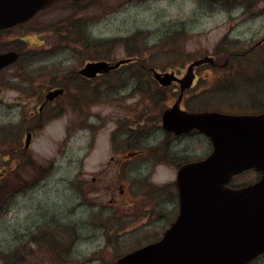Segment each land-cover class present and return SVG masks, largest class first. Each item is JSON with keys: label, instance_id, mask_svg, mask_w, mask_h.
<instances>
[{"label": "rangeland", "instance_id": "obj_1", "mask_svg": "<svg viewBox=\"0 0 264 264\" xmlns=\"http://www.w3.org/2000/svg\"><path fill=\"white\" fill-rule=\"evenodd\" d=\"M85 1L83 8H75L72 1L60 0L26 24L43 34V60L39 55L32 56L28 61L35 58L33 61H25L27 69L31 72L41 67L43 79L39 82L43 91L64 87L66 95L46 111L43 136L36 142V146H43V172L48 175L43 190L32 189L29 200L4 210L0 216V264H11L10 258L12 264H114L116 258L159 239L176 213L175 162L163 166L132 157L122 168L116 164L129 151H141L160 136L155 131L147 141L126 140L123 146L118 145L112 138L114 125L105 122L114 113L120 115L136 107L139 98L130 94L132 89L140 88L136 86L140 81L131 77L133 65H124L84 85L85 80L76 72L86 62L137 57L145 67L159 71L181 69L191 60L218 50L224 57L234 50L243 53L264 36V0H222L216 5L210 0ZM30 31L24 28L3 34L0 52L16 44L24 50L32 48L26 39ZM18 39L24 41L19 44ZM236 41L243 44L237 46ZM248 58L245 63L255 73L249 78L237 80L225 73L197 82L196 88L207 90L203 99L208 106L235 109L229 104H238L236 109H244L247 102L254 103L256 91L264 97V42L250 51ZM16 71L17 65L3 77ZM229 78L236 81L233 86L217 88ZM14 82L21 83L16 79ZM9 87L15 88L13 84ZM143 88L155 90L151 84ZM3 95L9 102L14 93ZM76 96L82 99L84 109L71 106ZM58 104L62 110H57ZM147 108L155 117L156 106ZM14 118L10 106L0 104V128L6 133L8 122ZM100 120L105 123L98 124ZM3 132L0 130V135ZM200 140H180L172 156L190 148V156L202 157L207 150ZM110 157L115 159L110 162ZM119 169H123L122 174L117 173ZM91 178L95 179L94 185ZM243 179L253 180L254 175L238 178ZM110 201L117 206L108 204ZM57 221L63 226H57ZM70 228L74 229V238L69 237ZM40 232L47 235L43 239L52 237L62 245L57 257L39 239ZM69 244L71 251L65 249ZM251 264H264V256Z\"/></svg>", "mask_w": 264, "mask_h": 264}, {"label": "water", "instance_id": "obj_2", "mask_svg": "<svg viewBox=\"0 0 264 264\" xmlns=\"http://www.w3.org/2000/svg\"><path fill=\"white\" fill-rule=\"evenodd\" d=\"M54 1L0 0V29L30 19ZM16 58L14 53L0 54V69ZM129 61L89 62L79 74L93 78ZM207 61L210 59L195 61L181 79L173 73L156 71H152V77L162 87L178 82L184 91L191 86L192 68ZM61 93V89L49 91L45 101ZM162 121L168 131L198 129L210 139L213 150L206 159L177 170L178 215L162 236L126 253L115 264H248L263 254L264 112L185 113L175 104L164 113ZM252 168L261 173L257 182L239 189L228 186L234 175Z\"/></svg>", "mask_w": 264, "mask_h": 264}, {"label": "flooded vegetation", "instance_id": "obj_3", "mask_svg": "<svg viewBox=\"0 0 264 264\" xmlns=\"http://www.w3.org/2000/svg\"><path fill=\"white\" fill-rule=\"evenodd\" d=\"M82 2L84 1L78 2V6H80L81 8H83V6L81 5ZM41 12H43V9L37 12L27 22L14 25L9 28L0 29V37H2L3 34L11 35L12 33L20 31V29L24 28H31L30 32L32 33L29 36H26V39L29 41V46L32 48H26L24 50L23 47H20L16 44L13 48L2 50L0 52V54L14 53L17 55L15 61L0 69V104L2 106H10V108L15 112L14 120L9 121L8 126H6L7 133L5 131V128H0V130H3L5 132V134L0 135V210H2L1 215H3L4 210L8 211L14 209L15 206H19L21 203H25L27 200H29L30 192L32 189L39 187L41 190H43V180L46 179L48 175L45 173V170L43 172V146H41V144L39 146H36V142L40 136H43V126L47 121L46 119H44L46 111L51 109L54 106V102H56L57 100H63L64 96L66 95L65 88L63 87L64 90L62 89V93L59 94V96H57L53 100L46 102V93L58 88L55 87L43 91V84H40L39 82V80L42 81L43 79L41 67L38 68L40 69V72L38 69L32 70L30 72L25 65V61L30 63L35 59L33 58L28 61L34 55H39L40 60H43L42 31L39 34L37 33V29L26 25L28 22H31L37 14ZM23 41L24 40L18 39L19 44H21ZM236 44L237 46H240L243 43L236 41ZM33 48H35V50L30 51ZM253 49H247L243 53L234 50L225 54V57L223 55V51L218 50L217 52H213L212 54H208L206 56H203L202 58L199 57L191 60L186 66H183L181 69L168 68L165 71H159L153 67H145V64L141 62V60H139L137 57H129V62L120 65L117 69L111 70L105 73L104 75L98 74L92 79L83 78L79 74V71L76 72L79 78L89 82L96 80L100 76L112 74L113 71H117L120 67L124 65L132 64L133 66L131 77L143 82L142 85L141 82L136 83V85L143 87V85L151 84L155 87V90H150L148 88L132 89V93L130 94V96L134 95V97L139 98V100L136 102V107L124 110L121 112L120 115L114 113L111 117L107 118V121H105L114 125L112 138L116 139L118 145L122 146L126 140H133L135 143H139V141L142 142L149 140L155 131L160 134V136H158L159 138L157 137L158 139H154L155 142L153 144H145L143 150L141 151H129L128 154L126 156H123V159L120 160V162H117L116 164H118V166L122 168L127 162L125 160L127 158L132 157H139L142 160L146 161H155L163 166L167 165L170 162H175L174 164L176 165V173L177 169L182 167L183 165L198 162L208 157V155L212 152V143L209 138L202 134L199 130L189 129L188 131L184 130L177 132L168 131L162 127V119L164 113L167 110L171 109L175 104L179 107L180 111L185 113H202L215 111L233 115H255L264 112V97L260 96L257 91L253 95L255 100L254 103L247 102L246 106L243 107L244 109H236V107L239 106L238 104H229L236 106L233 107L235 109H223L219 107L215 108L213 106H208L203 99L204 96L207 94V90L196 88L197 82L207 81L206 77L208 76L221 77L223 76L222 74L227 73L228 75L237 78V80H240L244 78H249L254 75V71H251L253 67L245 63V60L249 59V52ZM207 57L210 59V61H207L206 63L200 64L198 66H194L192 68V86L184 91H181L179 89L178 82H173L168 87H161L152 78V71L154 70L159 73H173V75L177 79H181L187 74L188 68L191 64H193L199 59ZM16 65V73L13 72V75H6L5 77H3V74L7 70L12 69ZM234 78L229 79L234 80ZM14 79L20 81L21 83H12ZM36 81H38L37 85L35 83ZM7 82L13 84L15 88H10V84H7ZM220 86H222L221 88H223L228 86V84L222 83L221 85L217 86V88H219ZM217 88L215 89L216 91L221 90ZM7 91H12V93H14L12 98L9 99V102H5L3 97V94ZM94 93L97 94V90H94ZM181 93L182 96L179 98ZM90 95L91 92L89 94V97ZM76 97L77 98H74L76 103L74 102L75 104L71 106H74V109L76 108L77 110L82 109L84 106L81 108L80 98L79 96ZM3 101L6 105L3 103ZM151 104L153 106H156V112L154 113L155 117H152V109L149 110L147 108V106L149 107L151 106ZM193 104L197 105L194 106ZM56 108L57 110H62L61 104H58ZM98 118L100 119V117ZM105 122H102V120H100L98 124L101 125ZM89 128L93 130L96 129L94 126H90ZM185 138L201 139L199 141V144L206 146V153H204L202 157L194 158L190 156L189 152L191 149L189 148L187 150L177 152L175 155L172 156L171 153L175 151V147L178 142ZM3 147H6V150ZM176 156L180 158H176ZM117 157L118 156L116 155V158ZM113 159L115 158L110 157V162H112ZM153 167L154 162L150 164V173L148 174V176H150ZM122 172L123 169H119L117 171V173L119 174H122ZM247 173H253L254 180L244 185L255 182L261 176L260 173L255 172L253 170L245 171L242 174ZM77 182L80 183L79 180H77ZM78 183L75 182V186H80V184ZM81 184L83 185V187L85 186L84 183L81 182ZM91 184H95L94 178H91ZM141 185L142 187H144L143 184ZM173 185L174 196H176L177 198L175 183ZM229 186L235 187L237 185L231 183ZM104 187H107V185H105ZM122 187L123 186H121L119 190L120 195L123 193ZM158 187L159 186H155V188L157 189ZM150 188L155 189L154 186H150ZM108 204H114L112 206H117L112 201H110ZM177 215L178 204L176 205V213L174 214L173 220L170 222V224L176 219ZM138 218L139 216L136 215L135 220H137ZM57 226H63L61 225V221H57ZM70 231L71 234L69 237L74 238V229L70 228ZM45 235L46 234L42 235L40 232V235L38 237L41 240V238L43 239ZM53 240L54 239L52 237L48 239L46 237L45 239H43V244L47 245V248L53 251L52 255L54 257H57V253L62 248V245L59 243H55V241ZM66 248H70L71 251V244L66 246L65 249ZM262 256L264 255L257 257L254 261H256ZM118 258H116V260ZM254 261H252L251 263H253Z\"/></svg>", "mask_w": 264, "mask_h": 264}, {"label": "trees", "instance_id": "obj_4", "mask_svg": "<svg viewBox=\"0 0 264 264\" xmlns=\"http://www.w3.org/2000/svg\"><path fill=\"white\" fill-rule=\"evenodd\" d=\"M212 3H214L215 5H216V3H219V4H221L220 3V1H222V0H210ZM225 1V0H224ZM97 2H98V0H97ZM69 28H70V26H68ZM126 41H128V40H126ZM115 45H113V46H111V48H113ZM96 48H98V47H96ZM103 48H106V49H108L107 47H103ZM224 84H228V86H233L234 84H235V82H234V80H229V81H225V82H223ZM142 89V88H141ZM95 90V89H94ZM12 261V258H10V262ZM11 264H12V262H11Z\"/></svg>", "mask_w": 264, "mask_h": 264}]
</instances>
